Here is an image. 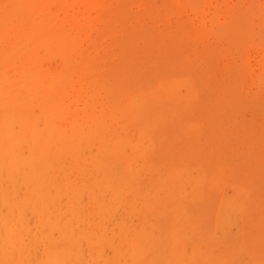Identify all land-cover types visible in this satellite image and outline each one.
<instances>
[{
    "label": "rangeland",
    "instance_id": "374dc122",
    "mask_svg": "<svg viewBox=\"0 0 264 264\" xmlns=\"http://www.w3.org/2000/svg\"><path fill=\"white\" fill-rule=\"evenodd\" d=\"M26 1L0 0V264H264V0H104L84 30Z\"/></svg>",
    "mask_w": 264,
    "mask_h": 264
},
{
    "label": "bare ground",
    "instance_id": "6f19581e",
    "mask_svg": "<svg viewBox=\"0 0 264 264\" xmlns=\"http://www.w3.org/2000/svg\"><path fill=\"white\" fill-rule=\"evenodd\" d=\"M21 1L23 2V1H25V0H21ZM36 1H38L43 7H46L47 4H50V5H51L52 2H53V1H51V0H36ZM58 1H59V0H58ZM58 1H57V3L60 2V3H59V6H62V7H63V4H61V2H63V0H61V1H59V2H58ZM76 1H79V4L81 5L82 10L80 11L79 16H76L75 18H74V17H73V18L71 17V18L73 19L74 25H75V26H78L80 29L83 28L82 30L86 29L87 26H88V27H92V26L97 22L98 13H100V11L103 10V8L105 7V1H104V0H76ZM171 1H173V0H171ZM181 1H182V0H180V2H181ZM183 1H185V0H183ZM260 1H261V0H260ZM26 2H28V0H27ZM55 2H56V1H55ZM125 2H126V4L128 3L127 1H125ZM146 2H147V1H146ZM154 2H155V1H154ZM165 2H166V1H165ZM168 2H169V1H168ZM186 2H187V0H186ZM261 2H262V1H261ZM39 3H38V4H39ZM68 3H69V2H68ZM122 3H123V2H122ZM129 3H131V2L129 1ZM177 3H178V2H177ZM181 3H182V2H181ZM183 3H184V2H183ZM123 4H124V3H123ZM123 4H122V5H123ZM135 4L137 5V3H135ZM156 4H157V3H156ZM185 4H186V3H185ZM263 4H264V3H263ZM57 5H58V4H57ZM75 5H76V4H75ZM131 5H132V4H131ZM131 5H130V6H131ZM162 5H163V4H162ZM213 5H214V4H213ZM51 6H52V5H51ZM59 6H58L57 8H60V9H61V7H59ZM148 6H149V3H148ZM119 7H120V6H119ZM174 7H176V6H174ZM229 7H230V6H229ZM229 7H228V8H229ZM47 8H48V7H46L45 9H47ZM50 8H51V7H50ZM50 8H48V11H49ZM116 8H117V7H116ZM122 8H123V7H122ZM129 8H130V7H129ZM205 8H206V7H204V10H205ZM111 9H112V8H111ZM117 9H118V8H117ZM125 9H126V8H125ZM125 9H123L122 11L125 12V11H124ZM150 9H151V8H149V10H150ZM177 9L179 10V8H177ZM177 9L175 10L174 13H176ZM183 9H185V7H184ZM187 9H188V8H187ZM43 10H44V9H43ZM188 10H189V9H188ZM209 10H210V9H209ZM44 11H45V10H44ZM131 11H132V10H131ZM142 11H143V10H142ZM150 11H151V10H150ZM161 11H162V10H161ZM169 11H170V10H169ZM217 11H218V10H217ZM63 12H64V11H63ZM136 12H138V11H136ZM136 12H135V13H136ZM144 12H145V11H144ZM180 12H181V10H180ZM188 12H190V11H188ZM210 12H211V11H210ZM219 12H220V11H219ZM65 13H66V12H65ZM65 13H64V14H65ZM119 13H120V12H119ZM132 13H133V12H132ZM140 13H141V12H140ZM171 13L173 14V12H171ZM44 14H45V12H44ZM46 14H47V13H46ZM67 14H68V13H67ZM105 14H106V13H105ZM114 14H115V13H114ZM163 14H164V13H163ZM57 15H58V14H57ZM107 15H109V14H107ZM107 15H106V16H107ZM130 15H131V14H130ZM138 15H139V14H138ZM138 15H136L135 17H137ZM161 15H162V14H161ZM190 15H191V13H190ZM194 15H195V14H194ZM194 15H193V16H194ZM58 16H59V15H58ZM103 16H104V15H102V18H103ZM112 16H113V15H112ZM114 16H116V14H115ZM126 16H127V15H126ZM184 16H185V15H184ZM118 17H119V15H118ZM128 17H129V16H128ZM135 17H134V19H136ZM197 17H198V16L196 15V18H195L196 20L198 19ZM68 18H69V17H68ZM105 18H106V17H105ZM105 18H104V19H105ZM111 18H112V17H111ZM147 18H148V17H147ZM186 18H189V17L187 16ZM218 18H219V17H218ZM56 19H58V18H56ZM104 19H103V20H104ZM112 19H113V18H112ZM116 19H117V18H116ZM127 19H128V18H127ZM127 19H126V20H127ZM132 19H133V18H132ZM149 19H150V17H149ZM169 19H170V18H169ZM173 19H174V18H173ZM176 19H177V18H176ZM216 19H217V18H216ZM145 20H146V19H145ZM151 20H152V19H151ZM154 20H155V19H154ZM160 20L163 21L162 18H161ZM130 21H131V20H130ZM135 21H136V20H135ZM147 21H148V19H147ZM147 21H146V22H147ZM152 21H153V20H152ZM156 21H157V20H156ZM166 21H167V20H166ZM220 21H221V17H220ZM108 22H109V21H108ZM108 22H106V23H108ZM119 22H120V21H119ZM140 22H141V21H140ZM153 22H154V21H153ZM157 22H158V21H157ZM55 23H56V22H55ZM60 23H62V22L60 21ZM104 23H105V22H104ZM106 23H105V25H106ZM126 23H127V22H126ZM128 23H129V22H128ZM138 23H139V22H138ZM143 23H144V22H143ZM168 23H169V22H168ZM198 23H199V22H198ZM200 23H201V22H200ZM219 23H220V22H219ZM64 24H65V23H64ZM108 24H109V23H108ZM113 24H115V23H113ZM158 24H159V23H158ZM160 24H162V23H160ZM195 24H196V23H195ZM129 25H130V24H129ZM136 25L138 26V24H136ZM141 25H142V24H141ZM141 25H140V26H141ZM149 25H150V24H149ZM200 25H201V24H200ZM200 25H197V26L200 27ZM39 26H40V25H39ZM59 26H60V25H59ZM65 26H66V24H65ZM126 26H127V25H126ZM132 26H133V25H132ZM137 26H136V27H137ZM201 26H202V28H203V24H202ZM47 27H48V26H47ZM57 27H58V26H57ZM103 27H104V26H103ZM110 27H111V25H110ZM113 27H114V26H113ZM118 27H119V26H118ZM122 27H123V26H122ZM134 27H135V25H134ZM131 28H132V30H133V27H131ZM131 28H130V29H131ZM37 29H38V28H37ZM55 29H56V28H55ZM55 29H54V30H55ZM98 29H99V28H98ZM123 29H124V28H123ZM123 29H122V30H123ZM138 29H139V28H138ZM38 30H39V29H38ZM52 30H53V29H52ZM52 30H51V31H52ZM56 30H57V29H56ZM56 30H55V31H56ZM100 30H101V29H100ZM120 30H121V29H120ZM24 31H25V30H24ZM65 31H66V30H65ZM65 31H64V33H65ZM98 31H99V30H98ZM115 31H116V30H115ZM30 32H31V30H30ZM42 32H43V31H42ZM203 32H205V31L203 30ZM203 32H202V33H203ZM34 33H35V32H34ZM75 33H76V31H75ZM98 33H99V32H98ZM98 33H97V35H98ZM176 33H177V31H176ZM29 34H30V33H29ZM35 34H36V33H35ZM38 34H39V31H38ZM54 34H57V33L54 32ZM65 34H66V33H65ZM99 34H100V33H99ZM116 34H117V33H116ZM30 35H31V34H30ZM32 35H34V34H32ZM39 35H40V34H39ZM39 35H38V36H39ZM49 35H50V34H49ZM52 35H53V34H52ZM118 35H119V33H118ZM172 35L174 36V35H177V34H172ZM198 35H199V34H198ZM198 35H197V38H198ZM222 35H223V34H222ZM34 36H36V35H34ZM78 36H79V34H78L76 37H78ZM80 36H81V35H80ZM82 36H83V33H82ZM109 36H110V35H109ZM114 36H116V35L114 34ZM168 36H169V34H168ZM205 36H207V35H205ZM30 37H31V36H30ZM71 37H72V35H71ZM71 37H70V39H71ZM121 37H122V36H121ZM160 37H161V36H160ZM160 37H159V39H160ZM171 37H172V36H171ZM218 37H219V36H218ZM221 37H222V36H221ZM223 37H224V36H223ZM38 38H39V37H38ZM42 38H43V37H42ZM64 38H66V37H64ZM169 38H170V37H169ZM173 38L175 39V37H173ZM173 38H172L171 40H173ZM177 38H178V37H177ZM209 38H210V37H209ZM159 39H158V40H159ZM161 39H163V38H161ZM198 39H200V38H198ZM217 39H218V38H217ZM224 39H225V38H224ZM53 40H54V39H53ZM81 40H82V39H81ZM83 40H84V38H83ZM101 40H102V39H101ZM163 40H165V38H164ZM171 40H170V41H171ZM184 40H185V39H184ZM184 40H183V41H184ZM188 40H190V39H188ZM188 40H187V41H188ZM229 40H230V39H229ZM62 41H63V40H62ZM87 41H88V40H87ZM89 41H90V40H89ZM165 41H166V40H165ZM187 41H186V42H187ZM203 41H204V40H203ZM205 41H206V40H205ZM219 41H220V40H219ZM224 41H225V40H224ZM244 41H245V40H244ZM44 42H45V41H44ZM63 42H64V41H63ZM102 42H103V41H102ZM167 42H168V40H167ZM174 42H175V41H174ZM178 42H179V41H178ZM193 42H194V41H193ZM201 42H202V41H201ZM201 42L199 41L197 44H199V43H201ZM228 42H229V41H228ZM228 42H227V43H228ZM242 42H243V41H242ZM251 42H252V41H251ZM75 43H76V42H75ZM97 43H98V42H97ZM160 43H161V41H160ZM172 43H173V42H172ZM176 43H177V42H176ZM195 43H196V42H195ZM202 43H203V42H202ZM206 43H207V42H206ZM227 43H226V44H227ZM44 44H45V43H43V45H44ZM61 44H62V43H61ZM63 44H64V43H63ZM63 44H62V45H63ZM66 44H67V43H66ZM84 44H85V43H84ZM164 44H165V42H164ZM178 44H179V43H178ZM185 44H186V43H185ZM185 44H184V45H185ZM216 44H217V43H216ZM219 44H220V43H219ZM46 45H47V44H46ZM76 45H77V44H76ZM159 45H160V44H159ZM176 45H177V44H176ZM182 45H183V44H182ZM202 45H203V44H202ZM204 45H205V43H204ZM209 45H210V44H209ZM241 45H242V43H241ZM50 46H51V45H50ZM65 46H66V45H65ZM65 46H64V47H65ZM80 46H81V45H80ZM83 46H84V45H83ZM167 46H168V45H167ZM171 46H172V45H171ZM171 46H170V47H171ZM190 46H191V45H190ZM200 46H201V45H200ZM219 46H220V45H219ZM58 47H59V45H58ZM178 47H179V46H178ZM185 47H186V45H185ZM187 47H188V46H187ZM194 47H198V46H197V45H194ZM203 47H204V46H203ZM205 47L207 48L206 45H205ZM221 47H222V46H221ZM249 47H250V46H249ZM47 48H48V46H47ZM50 48H51V47H50ZM163 48H165V47H163ZM179 48H180V47H179ZM183 48H184V47H183ZM183 48H182V49H183ZM192 48H193V47H192ZM48 49H49V48H48ZM160 49L162 50V48H160ZM167 49H168V48H167ZM209 49H210V48H209ZM249 49H250V48H249ZM251 49H252V48H251ZM251 49H250V50H251ZM253 49H254V48H253ZM39 50H40V49H39ZM41 50H42V49H41ZM45 50H46V49H45ZM163 50H164V49H163ZM193 50H195V49H193ZM52 51H53V49H52ZM62 51H63V50H62ZM70 51H71V50H70ZM173 51H174V50H173ZM176 51H177V50L175 49V52H176ZM99 52H100V51H99ZM159 52H160V50H159ZM171 52H172V51H171ZM171 52H170V53H171ZM175 52H174V53H175ZM201 52H203V51H201ZM208 52H209V51H208ZM40 53H41V52H40ZM176 53H177V52H176ZM206 53H207V52H206ZM209 53H210V52H209ZM41 54H42V53H41ZM47 54H48V53H47ZM161 54H162V53H161ZM244 54H245V53H244ZM69 55H70V54H69ZM220 55H221V54H220ZM257 55H258V57H259L260 54H257ZM56 56H57V55H56ZM162 56H163V55H162ZM52 57H53V56H52ZM223 57H224V56H223ZM225 57H226V56H225ZM230 57H231V56H230ZM245 57H246V56H245ZM247 57H248V56H247ZM37 58H38V57H37ZM261 58H262V57H261ZM217 59H218V58H217ZM222 59H223V58H221V60H222ZM224 59L226 60V58H224ZM245 59H246V58H245ZM256 60H257V59H256ZM40 61H41V60H40ZM244 61L246 62V60H244ZM244 61H243V62H244ZM59 62H60V61H59ZM215 62H217V61H215ZM219 62H220V60H219ZM52 63H53V62H52ZM52 63H51V64H52ZM57 63H58V62H57ZM222 63H223V62H222ZM49 64H50V63H49ZM54 64H55V63H54ZM58 64H59V63H58ZM251 64H252V63H251ZM36 65H37V63H36ZM55 65H56V64H55ZM227 65H228V64H227ZM244 65H245V63H244ZM255 65H256V64H255ZM255 65H254V67H255ZM56 66H57V65H56ZM0 70H2L1 67H0ZM59 70H60V69H59ZM247 70H248V69H247ZM250 71H252V69H251ZM51 72H52V70H51ZM236 72H237V71H236ZM247 72H248V71H247ZM46 73H47V72H46ZM249 73H252V72H249ZM249 73H248V75H250ZM260 73H261V63H259V65H257L256 68L253 69V73L251 74V75H252L251 77H252V81H253V83L256 82V80H257V78L259 77V74H260ZM246 74H247V73H245V75H246ZM239 75H240V74H239ZM42 76H43V75H42ZM47 77H48V76H47ZM47 77H45V78H47ZM246 79H247V78H246ZM248 79H249V78H248ZM250 79H251V78H250ZM168 81H169V80H168ZM239 81H241V80H239ZM191 82H192V81H191ZM251 84H252V82H251ZM180 86H181V85H180ZM180 86H179V87H180ZM231 86H232V85H231ZM203 87H204V86H203ZM192 88H193V86H192ZM224 88H225V87H224ZM172 89H173V88H172ZM175 89H176V87H174V90H175ZM222 89H223V88H222ZM243 89H244V88H243ZM251 89H253V88H251ZM159 90H160V89H158V91H159ZM220 90H221V89H220ZM226 90H227V89H226ZM196 91H197V90H196ZM223 91H224V89H223ZM156 92H157V91H156ZM154 93H155V92H154ZM177 93H178V92H177ZM150 94H152V93L150 92ZM222 94H224V93H222ZM196 97H197V96H196ZM131 98H133V97H130L129 99L131 100ZM246 99H247V98H246ZM256 100H257V99H256ZM130 103H131V102H130ZM49 111H50V110H49ZM39 112H40V111H39ZM41 112H42V111H41ZM37 113H38V112H37ZM44 114H45V113H44ZM31 115H32V114H31ZM34 115H35V114H34ZM34 115H32V116H34ZM37 115L40 116L41 113H39V114H37ZM37 115H35L34 117H36ZM42 115H43V113H42ZM45 115H46V114H45ZM42 117H43V116H42ZM42 117H40L39 119L41 120ZM51 117H52V116H51ZM34 120H35V119H34ZM198 120H199V119H198ZM1 121H3L4 124H5V122H6L7 124H9V120H6V117L4 118V120H1ZM35 121H37V120H35ZM43 121H44V118H43ZM49 121H50V120H49ZM50 122H51V121H50ZM30 123L32 124V121H30ZM33 123H34V121H33ZM42 123H43V122H42ZM7 124H6V125H7ZM39 124H41L40 121H39ZM48 124H49V123H48ZM19 125H20V124H19ZM34 125L37 126L36 122L34 123ZM34 125H33V126H34ZM42 125H43V124H42ZM15 126H16V125H15ZM15 126H13L12 129L15 130V129H16V128H14ZM21 126H22V125H21ZM35 126H34V127H35ZM19 127H20V126H18V128H19ZM34 127H32V128H34ZM39 127L42 128V129L44 128V127H41V126H39ZM129 127H130V125H129ZM129 127H128V128H129ZM189 127H190V126H189ZM23 128H24V127H23ZM37 128H38V127H37ZM131 128H132V127H131ZM131 128H130V129H131ZM191 128L193 129V127H191ZM6 129H7V128H6ZM10 129H11V128H10ZM42 129H41V131H42ZM263 129H264V128H263ZM8 130H9V129H8ZM32 130H34V133H35L36 128H34V129H32ZM4 131H5V130H4ZM6 131H7V130H6ZM6 131H5V132H6ZM18 131H19V130H18ZM39 131H40V129H39ZM39 131H38V133H39ZM13 132H14V131H13ZM23 132H24V131H23ZM30 133H31V129H30ZM41 133H42V132H41ZM199 133H200V132H199ZM6 134H7L6 138L9 139L10 141H13V142H14V141L19 137V135H20L19 133L16 134V133H12V132H10V133L8 132V133H6ZM22 134H23V133H22ZM35 134H36V133H35ZM43 134H44V135H41V136L39 137V140H40L41 138H43V136H45V133H43ZM132 134H133V133H132ZM36 135H38V134H36ZM20 136H22V135H20ZM29 136H30V135H29ZM34 136H35V135H34ZM32 137H33V136H32ZM132 137H133V135H132ZM26 139H27V138H26ZM52 139H53V138H52ZM52 139H51V140H52ZM128 139H129V138H128ZM21 140H22V139H21ZM39 140H38V141H39ZM41 140H42V139H41ZM43 140H44V138H43ZM48 140L50 141V143H49V145H50V144L52 143V141H51L50 139H48ZM44 141H45V140H44ZM129 141H130V140H129ZM46 142H48V141H46ZM53 142H54V141H53ZM131 142H132V141H131ZM37 144H39V143H37ZM152 144H153V143H152ZM23 145H24V144H23ZM34 145H36V144L34 143ZM45 145H47V144H45ZM45 145H44V146H45ZM49 145H48V146H49ZM18 146H20V144H19ZM24 146L26 147V145H24ZM37 146H38V145H37ZM41 146H42V144H41ZM151 146H152V145H150L149 147H151ZM46 147H47V146H46ZM49 147H50V146H49ZM51 147H52V145H51ZM21 148H22V145H21ZM21 148H19V150H20ZM28 148H29V147H28ZM143 148H144V147H143ZM49 149H50V148H48V151H49ZM52 149H53V147H52ZM144 149H145V148H144ZM23 150H25V152H26V149H24V147H23ZM23 150H20V151H23ZM50 150H51V149H50ZM53 150H54V149H53ZM23 152H24V151H23ZM52 152L55 153L54 151H52ZM52 152H50V153H52ZM50 153H49V154H50ZM95 153H96V151H95ZM95 153H94V154H95ZM35 155H36V154H35ZM51 155L53 156V154H51ZM55 155H56V154H55ZM36 157H38V156H36ZM39 157H41V156H39ZM50 157H51V156H50ZM22 158H23V157H22ZM23 159H24V158H23ZM23 159H22V160H23ZM22 160H21V161H22ZM36 160H37V159H36ZM36 160H35V161H36ZM38 160H39V159H38ZM38 160H37V164H38ZM25 161H26V160H25ZM25 161H24V162H25ZM32 161H33V160H32ZM35 161H34V162H35ZM39 161H41V160H39ZM24 162H22V163H24ZM34 162H33V163H34ZM17 163H18V162H17ZM19 163H21V162H19ZM28 163H29V162H28ZM23 165H24V164H23ZM23 165H22V166H23ZM30 166H31V167L33 166V168H34L35 165H31V164H30ZM24 167H25V166H24ZM28 167H29V166H28ZM31 167H30V168H31ZM35 168H36V167H35ZM35 168H34V169H35ZM36 169H37V168H36ZM201 169H202V168H201ZM201 169H200V170H201ZM216 169H217V167H216ZM22 170H23V169H22ZM25 170H26V169H25ZM38 170H39V169H38ZM187 170H189V169H187ZM192 170H195V169H192ZM187 172H188V171H187ZM185 174H186V173H185ZM188 175H189V174H188ZM190 175H191V174H190ZM193 175H194V174H193ZM198 175H199V174H198ZM199 176H200V175H199ZM218 176H220V175H218ZM214 178H215V177H214ZM186 179H187V178H185V180H186ZM192 179H193V178H192ZM192 179H190V180H192ZM195 179H196V178H195ZM214 180H215V179H214ZM214 180H213V181H214ZM218 180H219V179H218ZM213 181H212V184H213ZM220 181H223V180H220ZM183 182H184V181H183ZM189 182H190V181H189ZM191 183H192V182H191ZM212 184H211V185H212ZM215 184H216V181H215ZM215 184H213V185L215 186ZM185 185H186V184H185ZM190 185H192V184H190ZM228 186H229V185H228ZM231 186H232V185H231ZM201 187H202V186H201ZM188 189H189V188H188ZM188 189H187V190H188ZM181 190H182V189H181ZM199 191H200V188H199ZM200 193H201V191H200ZM183 198H184V197H183ZM183 198H182V199H183ZM201 199H202V197H201ZM185 200H186V199H185ZM188 200H191V199H188ZM259 205H260V204H259ZM218 208H220V206H219ZM219 211H220V210H219ZM222 211H224L223 214H225V210H222ZM240 211H241V210H240ZM228 212H229V211H228ZM237 212H238V211H237ZM223 214H222V215H223ZM225 215H226V214H225ZM226 217H227V216H226ZM221 221H222V219H221ZM223 221H224V220H223ZM230 221H231V219H230ZM197 224H199V223H197ZM195 225H196V224H195ZM215 225H216V224H215ZM217 225H218V224H217ZM219 225H220V224H219ZM220 226H221V225H220ZM185 227H186V226H185ZM188 227H189V226H188ZM233 228H234V227H233ZM219 230H220V229H219ZM223 230H224V229H223ZM232 230H233V229H232ZM238 230H239V228H238ZM238 230H237V231H238ZM234 232H235V231H234ZM221 233H222V232H221ZM235 234H237V233H235ZM235 234H234V236H235ZM216 235H217V234H216ZM237 235H238V234H237ZM237 235H236V236H237ZM225 237H226V236H225ZM258 238H259V237H258ZM221 239H222V238H221ZM259 239H260V238H259ZM222 240H223V239H222ZM222 240H221V241H222ZM227 240H229V239H227ZM260 240H262V239H260ZM260 240H259V241H260ZM67 241H68V240H67ZM225 241H226V240H225ZM225 241H224V243H225ZM257 241H258V239H257ZM61 242H62V241H61ZM63 242H64V241H63ZM58 243H59V242H58ZM199 243H200V242H199ZM204 243H205V242H204ZM258 243H259V242H258ZM263 243H264V242H263ZM66 244H67V243H66ZM191 244H192V243H191ZM200 244H201V243H200ZM200 244H198V245H200ZM56 245H57V244H56ZM64 245H65V244H64ZM221 245L223 246V248H225L223 244H221ZM263 245H264V244H263ZM263 245H262V247H263ZM57 246H58V245H57ZM57 246H56V247H57ZM222 246H220L221 248H220V247H219V248H220V249H223ZM254 246H255V245H254ZM91 247H92V246H91ZM182 247H183V246H182ZM204 247H205V246H204ZM226 247H228V246H226ZM59 248H60V247H59ZM92 248H94V247H92ZM96 248H97V247H96ZM228 248H229V247H228ZM18 249H19V248H18ZM18 249H17V250H18ZM103 249H104V248H103ZM182 249H183V248H182ZM189 249H190V247H189ZM220 249H219V250H220ZM19 250H20V249H19ZM19 250H18V251H19ZM93 250H95V249H93ZM223 250H224V249H223ZM223 250H221V251H223ZM96 251H97V250H96ZM182 251H183V250H182ZM199 251H201V250H199ZM225 251H227V250L225 249ZM225 251H223V252H225ZM102 252H103V251H102ZM122 252H124V251H122ZM188 252H189V250H188ZM195 252H196V251H195ZM257 252H258V251H257ZM262 252H263V251H262ZM262 252H261V253H262ZM202 253H203V250H202ZM122 254H123V253H122ZM125 254H126V253H125ZM127 254H128V253H127ZM127 254H126V255H127ZM134 254H138V253H134ZM200 255H201V252H200ZM98 256H99V254H98ZM100 256H101V254H100ZM105 256H106V255H105ZM120 256H121V255H120ZM128 256H129V255H128ZM196 256H198V255H196ZM121 257H122V256H121ZM132 257H133V258H136L137 256H135V255L133 256V255H132ZM192 257H193V255H192ZM119 258H120V257H119ZM133 258H132L131 260H133ZM185 258H186V257H185ZM188 258H189V257H188ZM121 259L124 260L125 257H124V258H121ZM137 259H138V257H137ZM119 260H120V259H119ZM129 260H130V258H129ZM107 261H108V260H107ZM107 261H106V262H107ZM126 261H127V260H126ZM126 261H123L122 263H119V264H123V263L126 262ZM202 261H203V260H202ZM134 262H135V261H134ZM197 262H198V261H197ZM139 263H140V262H139ZM194 263H196V262H194ZM134 264H135V263H134Z\"/></svg>",
    "mask_w": 264,
    "mask_h": 264
}]
</instances>
